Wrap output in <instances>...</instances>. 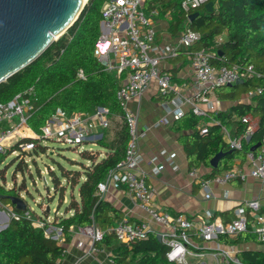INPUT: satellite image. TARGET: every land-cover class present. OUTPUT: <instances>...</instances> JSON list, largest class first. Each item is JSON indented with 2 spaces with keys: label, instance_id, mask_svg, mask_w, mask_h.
Here are the masks:
<instances>
[{
  "label": "trees",
  "instance_id": "trees-1",
  "mask_svg": "<svg viewBox=\"0 0 264 264\" xmlns=\"http://www.w3.org/2000/svg\"><path fill=\"white\" fill-rule=\"evenodd\" d=\"M212 1L214 6L211 11L207 10L204 4L187 11L181 10L180 0L144 1L148 9L157 3L161 12L172 9L175 24L180 29L191 27L198 31L200 39L190 49L204 47L213 50L215 55L211 62L216 66L239 62L252 64L259 72V75L254 74L241 82L218 85L214 88L220 100L228 101H234L259 86L262 87V91L256 93L250 102H235L226 109L210 111L206 117L215 118L219 123L209 125L206 132L198 129L200 117L191 110L184 112L174 121V126L181 130L178 140L184 147L190 167L209 166V160L216 152H224L217 167L212 168L206 175L208 177L233 167L235 158L244 160L250 147L261 143L264 133V0ZM104 2L105 0H86L77 18L64 33L52 40L34 60L0 82V102L33 86L35 109L27 119L31 129L38 131L56 108L92 111L95 106L104 105L109 107L111 116L119 114L121 117L122 110L116 98V91L121 85L125 71L117 74L116 70L107 69L94 53L101 32V8ZM193 13L196 14L190 19ZM79 69L83 71V77L77 75ZM164 96L168 97L169 94ZM246 114L257 116L254 131L247 139H242L241 148L231 147L222 138V125L233 123V135H239L245 127L241 117ZM233 116H236V120H231ZM121 122L114 139L109 141L103 131L96 140L98 145L108 149L103 157L98 159L96 150L85 148L80 150V153L88 159V164H81L82 170L67 169L59 164L66 185L73 188L78 184L79 198L76 199L72 192L65 208L66 211L72 209V213L56 217L53 223L62 225L65 241L70 239L71 225L73 227L95 225L103 230L102 237L94 240L93 246L96 248L111 246L110 256L117 264H177L167 259L168 245L162 239H158L157 233H150L146 238L120 242L108 228L122 219V212L103 198L102 194L97 192V188L107 171L124 156L128 132L123 119ZM30 140H32L30 137H25L12 144L4 153H0V162L6 153L18 149L21 142ZM45 147L37 141L33 150L22 152L44 150ZM259 147L260 144L253 152L256 153ZM26 166L25 158L22 157L16 167L23 170ZM49 171L53 176L55 189L59 188L63 201L66 185L51 168ZM1 177L4 179L3 173ZM7 194L19 195L20 191L14 185L5 186L0 182V195ZM2 201L10 200L3 196ZM12 205L18 213H23V209H17L14 204ZM45 213L43 209L39 216L45 217ZM249 232L244 230L234 237L218 233L217 237L221 241L235 243L241 238L250 239L252 234ZM64 249L62 243L44 234L43 226L33 225L30 218L22 215L19 218L10 217L6 227L0 229V264H59ZM237 256L240 263L236 264H264L262 250H241L237 252Z\"/></svg>",
  "mask_w": 264,
  "mask_h": 264
},
{
  "label": "built area",
  "instance_id": "built-area-1",
  "mask_svg": "<svg viewBox=\"0 0 264 264\" xmlns=\"http://www.w3.org/2000/svg\"><path fill=\"white\" fill-rule=\"evenodd\" d=\"M145 0H105L101 8V32L94 49L95 55L107 69L116 70L120 74L123 70L125 76L116 91V98L120 104L128 139L124 156L111 167L105 177L98 183L97 192L102 194L108 184L114 187L125 186L135 202L146 213V219L128 220L120 219L111 230L120 242H128L137 238H146L150 233H157L165 237L168 245L166 257L170 261L190 264L186 255L191 252L190 234L196 232L202 239L209 240L218 233L235 236L244 230H249L255 237L264 242V210L260 209L257 198L246 200L235 208L234 217L223 222L217 217L202 221L198 226L195 222L183 214L172 215L160 210L153 205V188L146 183L145 172L140 168L142 156L139 151L138 141L140 132L137 123V114L128 107V101L141 95L152 80H156L161 94H171L175 104L174 117L184 114L183 104L188 105L190 110L199 116L206 117L210 111H216L218 98L214 88L218 85L236 83L238 78H248L259 75L252 64L235 62L231 65L216 66L211 62L215 55L213 50L204 47L190 49L200 39V33L191 27L180 29L176 42L172 45L159 46L155 43V28L152 14L157 12L153 9L148 13L144 8ZM208 0H180V9L187 11L190 8L204 4ZM220 40V37L219 39ZM180 49L187 50L192 70L191 81L187 84H177L170 70L162 68L160 61L165 56H175ZM154 52V53H152ZM79 77H83V71H77ZM182 87H189L187 96L181 94ZM262 91L259 86L249 90L246 98L252 99L256 93ZM35 91L33 86L16 93L12 98L0 102V153H4L8 147L25 137L32 140L20 143V150H33L36 142L44 139L55 140L73 146L74 149L93 143L91 138L97 128H105L110 125L111 112L108 106L97 105L92 111H68L56 108L38 131L31 129L27 119L35 109ZM215 102V103H214ZM201 103H206L204 108ZM216 104V105H215ZM163 121L167 119L162 118ZM212 123L219 120L212 118ZM241 120L245 127L239 135H231L230 129L222 125V136L226 142L234 148H241L242 139H247L254 131L256 122L249 115H243ZM210 122L198 125L201 132H206ZM25 126L22 128V126ZM93 150L91 147H86ZM12 152H15L12 151ZM248 167H231L216 172L211 178H199L201 185L207 190L206 196L210 195L209 184L227 183L232 179H245L248 176L264 181V133L261 138L259 150L247 153ZM169 160H172L171 156ZM163 167L157 164L152 167L157 172ZM189 174L198 177V168L192 167ZM5 186H11L3 181ZM20 195V194H19ZM0 210L13 218L21 215L32 220L33 225L43 226L44 234L62 241V225L53 223L48 216L35 217L32 209L28 207L23 213L14 210L11 202H3L0 198ZM211 214H207L210 217ZM155 222L164 231H157L150 222ZM47 224V225H46ZM70 230L86 235L92 242L102 237L104 231L95 225L70 226ZM78 244H82L81 241ZM65 252V249H64ZM221 261L217 264H236L239 259L234 251L220 248Z\"/></svg>",
  "mask_w": 264,
  "mask_h": 264
},
{
  "label": "crops",
  "instance_id": "crops-1",
  "mask_svg": "<svg viewBox=\"0 0 264 264\" xmlns=\"http://www.w3.org/2000/svg\"><path fill=\"white\" fill-rule=\"evenodd\" d=\"M143 5L148 13L153 9L157 10V12L152 14L155 28V43L159 46L174 44L180 27L175 24L172 9H166L161 12L158 6L159 3L150 9L146 8L145 4ZM160 66L172 72L174 81L177 84H187L191 81L192 70L189 54L184 49H180L175 56L162 57ZM181 94L187 96L189 94V87H182ZM164 95L159 92L156 80H152L141 95L134 96L128 101V107L137 114L140 132L138 147L142 156L140 168L146 174V183L154 190L153 205L172 215L181 213L193 220L196 226L202 221L215 217L223 222L229 221L234 217L235 208L238 205L253 198L259 200L260 209L264 210V181L251 176L243 180L232 179L223 184L211 181L209 184L211 193L209 196H206L207 190L201 185L199 178H211L214 174L210 177L206 175L214 167L210 164L209 166H196L198 168V177L194 178L189 174L192 166L188 165L186 152L182 143L178 140L181 130L176 128L177 126H174L176 119L174 117L175 104L171 99V94L168 97ZM245 95L242 94L234 101L220 100L217 97L219 103L216 110L226 109L231 103L250 102L253 100L246 98ZM201 105L204 108L207 107L206 103H201ZM182 108L184 112L190 110L186 104H183ZM247 115H249L252 121L257 123V116ZM163 117L167 120L163 121ZM199 117L200 120L197 127L205 123V121L210 122L209 125L212 124L210 120L212 118ZM231 120H236V116H233ZM121 123L119 114L112 115L110 125L105 128H97L91 137L94 140L93 143L84 144V147H91L93 150H96L98 152V159L103 157L108 149L98 145L96 140L101 136L103 131L109 141L114 139L120 129L119 125ZM226 126L230 129V134L233 135V123L230 122ZM223 140L226 142L224 138ZM170 156L172 160H169ZM157 164H162L163 167L157 172H153L152 167ZM248 164L246 155L244 160L235 158L233 166L247 168ZM50 195L48 192V196ZM20 196L24 198L21 192ZM102 196L122 212V218H129L131 220L147 218L146 213L135 202L125 186L114 187L112 184H108ZM28 207L32 211L34 210L29 204ZM38 207L41 214L43 213V209H45L46 213L44 216H48L50 220L72 213V209L66 211V207L63 210L59 207L50 208L49 202L43 199L38 203ZM50 210L53 211V214ZM33 214L35 217H40V214L34 213V211ZM207 214H211L210 217H207ZM5 215L6 213L0 210V219H3ZM150 223L157 231L165 230L164 227L153 221ZM108 228L111 229L112 226ZM249 233L252 234L250 239L241 238L238 242L227 243L218 239L217 236L204 240L196 232H191V244L189 245L191 252L187 254L189 255V260L188 257H186V260L190 264H217V262L221 261V256L214 253L219 252L220 248L233 250L235 256L241 250L264 251V242L259 241L253 233ZM161 239L165 241L164 236H161ZM79 241L82 244L79 245ZM60 243L65 246V252L59 260V264H117L110 256L111 246L96 248L86 235L79 232L71 231L70 239L68 241L63 239ZM190 259L193 261H190Z\"/></svg>",
  "mask_w": 264,
  "mask_h": 264
},
{
  "label": "water",
  "instance_id": "water-1",
  "mask_svg": "<svg viewBox=\"0 0 264 264\" xmlns=\"http://www.w3.org/2000/svg\"><path fill=\"white\" fill-rule=\"evenodd\" d=\"M86 0H0V82L34 60L51 42L74 22ZM213 9V1L204 3ZM196 13L190 15V19ZM238 78L237 82H241ZM260 142L250 147L254 151ZM224 154L216 152L209 160L217 167ZM6 196L17 209L25 210L27 202L17 194ZM9 217L0 219V229L6 227ZM161 240V235L157 234Z\"/></svg>",
  "mask_w": 264,
  "mask_h": 264
},
{
  "label": "rangeland",
  "instance_id": "rangeland-1",
  "mask_svg": "<svg viewBox=\"0 0 264 264\" xmlns=\"http://www.w3.org/2000/svg\"><path fill=\"white\" fill-rule=\"evenodd\" d=\"M24 127L23 125L22 128ZM40 144L46 146L44 150L36 149L32 152H22L18 148L15 149V152L6 153L0 162V181L4 180L6 184L16 186L23 194L26 202L33 207L34 213L37 214H41L38 202L42 199L49 202L50 208L59 207L63 210L70 201L72 192L76 199L79 198L78 184L73 188L68 184L66 185V179L59 170V164L67 169L79 170H82L81 164H88V159L80 153V150L86 148L84 146H79L76 150L71 145L50 139H44L40 141ZM22 157L25 158L27 163L23 170L16 167ZM50 168L59 180L66 185L63 201H61L59 188L55 189L56 186L49 171ZM1 173L4 174V179L1 177ZM80 179L82 180V178ZM48 192L52 196L51 199ZM50 212L53 214L52 210ZM186 257L189 260V255ZM190 261L193 260L190 259Z\"/></svg>",
  "mask_w": 264,
  "mask_h": 264
}]
</instances>
